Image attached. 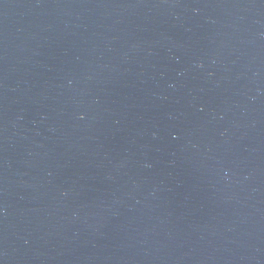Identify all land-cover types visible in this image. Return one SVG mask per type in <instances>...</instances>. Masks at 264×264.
<instances>
[{"label": "water", "instance_id": "95a60500", "mask_svg": "<svg viewBox=\"0 0 264 264\" xmlns=\"http://www.w3.org/2000/svg\"><path fill=\"white\" fill-rule=\"evenodd\" d=\"M0 264H264V0H0Z\"/></svg>", "mask_w": 264, "mask_h": 264}]
</instances>
